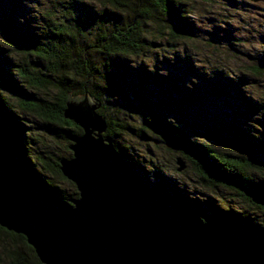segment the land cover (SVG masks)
<instances>
[{
  "label": "trees",
  "instance_id": "obj_1",
  "mask_svg": "<svg viewBox=\"0 0 264 264\" xmlns=\"http://www.w3.org/2000/svg\"><path fill=\"white\" fill-rule=\"evenodd\" d=\"M260 3L261 25L231 27L226 14L249 22ZM216 7L220 23L204 27ZM85 95L158 194L201 217L264 229V0H0V115L41 182L66 201L78 193L59 161L82 131L63 111ZM177 159L192 177L177 172ZM0 264L40 262L23 236L0 227Z\"/></svg>",
  "mask_w": 264,
  "mask_h": 264
},
{
  "label": "water",
  "instance_id": "obj_2",
  "mask_svg": "<svg viewBox=\"0 0 264 264\" xmlns=\"http://www.w3.org/2000/svg\"><path fill=\"white\" fill-rule=\"evenodd\" d=\"M99 108L86 95L66 102L63 118L82 131L59 161L78 193L68 201L41 182L0 115L1 228L23 236L40 264H264V229L158 194L105 136Z\"/></svg>",
  "mask_w": 264,
  "mask_h": 264
},
{
  "label": "rangeland",
  "instance_id": "obj_3",
  "mask_svg": "<svg viewBox=\"0 0 264 264\" xmlns=\"http://www.w3.org/2000/svg\"><path fill=\"white\" fill-rule=\"evenodd\" d=\"M247 1V0H246ZM255 4H256V2H254ZM219 7H216V9L217 10H210V11H208L207 12V15L205 16V18L202 20V23H204V27L205 26H207V22H208V20L210 19V20H214L213 21V23H216V22H219L220 23V19H221V17H219L218 15H219V13H222V12H219L218 10H220V9H218ZM221 9H223V10H225V11H228L226 8H221ZM251 10L250 11H248V21L249 22H246V20L244 19V17H243V12H238L237 14H226L225 15V13H224V15L227 17L226 19L229 21V23H230V25H231V27H233V28H236V29H241L242 28V26H243V24L242 23H246L247 25L249 24L250 25V27H251V29H252V31L256 28V27H258V25H261L262 24V22H261V16H259V11H261L262 10V3H260L259 4V6L257 7V8H250ZM221 11V10H220ZM233 15V16H232ZM206 19V20H205ZM201 23V24H202ZM231 23H233V25L231 24ZM221 28H223V26L221 25ZM226 30H228V28H226ZM229 31V30H228ZM227 31V32H228ZM231 31V30H230ZM230 31L228 32V33H230ZM241 32V31H240ZM250 32H247L246 30L245 31H243V32H241V34H239V33H237L238 34V36H239V38L240 39H248V37H250V34H249ZM246 52H248V49L246 48ZM209 56V55H208ZM208 56H207V58H208ZM220 56V55H219ZM205 57V56H204ZM199 59H201V61H202V66H204V65H206V63H207V61H210L209 59H205V58H203V54H200L199 55ZM193 83V82H192ZM176 94H178L179 96H180V98H184V95H186L184 92H179L178 91V93H176ZM178 95L175 97V99L177 100L179 97H178ZM158 154V156H159V158L160 159H164V160H166V161H169V160H171L170 159V156L168 155V154H165V153H163V152H158L157 153ZM173 155V154H172ZM174 156V155H173ZM175 158V157H174ZM185 163V162H184ZM185 171H186V173H184L183 175H189V176H193L192 174H191V171H190V169H189V166L185 163ZM137 174V173H136ZM180 174V173H179ZM178 177V176H177ZM156 184H158L157 183V181L155 180V182H154V184H149L151 187H154Z\"/></svg>",
  "mask_w": 264,
  "mask_h": 264
}]
</instances>
